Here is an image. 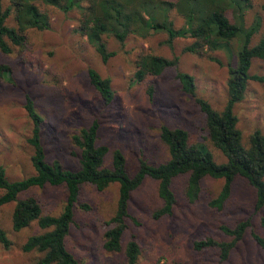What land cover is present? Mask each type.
I'll return each mask as SVG.
<instances>
[{
    "label": "rangeland",
    "instance_id": "374dc122",
    "mask_svg": "<svg viewBox=\"0 0 264 264\" xmlns=\"http://www.w3.org/2000/svg\"><path fill=\"white\" fill-rule=\"evenodd\" d=\"M264 0H254L249 11L248 23L257 15L263 18L259 34L264 33ZM10 0H3L4 7ZM51 18V27L45 30H28L30 45L20 50L13 46L11 53L0 50V62L13 65L12 81L0 77V164L4 165L12 180L33 174L30 161L32 149L27 142L31 121L25 110V101L31 97L44 118L43 142L47 160H60L64 166L78 169L80 149L73 141V134L92 121L100 123V143L124 152L128 171L134 175L140 159L159 164L169 158L167 146L160 139L163 124L183 126L191 131L192 139L204 142L217 162L226 157L217 149L203 130L204 114L194 96L187 94L177 78V70L188 72L195 78L199 97L209 101L218 111L224 109L229 98V68L237 63L240 38L233 40L231 50L209 51L207 54L184 51L193 38L177 37L171 47L168 33L155 32L148 37L130 35L124 43L111 35L104 37L111 56L104 61L87 40L75 32L77 12L64 13L45 4L37 3ZM230 17L232 14L229 13ZM170 17L176 28L186 26L184 17L173 9ZM16 25L13 16L8 19ZM257 35L256 42L260 35ZM157 54L167 58L179 57L177 68L168 67L159 76L149 75L144 81L135 80L138 61L142 56ZM214 56L217 60L210 58ZM97 69L109 77L115 91L114 100L107 104L90 83L89 68ZM250 72L264 74V62L254 59ZM154 87L153 96L149 87ZM235 114L238 126L245 137L255 130L264 133V82L250 80L243 99L236 103ZM104 165L112 166V153L105 157ZM189 175L174 179L173 189L177 194L174 214L155 218L154 211L162 204L158 194V181L146 177L132 194L130 212L138 220H129L123 239L125 244L136 237L142 249L140 264H264V250L256 242L254 234L264 236V207L256 210V189L247 179L237 176L230 197L222 209L209 205L224 184L223 179L207 177L202 183L201 198L191 203L185 197ZM119 184L113 183L105 190L92 184L82 187L79 204L70 235L69 249L75 254L77 264H125L124 252L105 248V232L108 220L117 207ZM36 195L45 211L58 215L67 198L65 185L33 188L21 195ZM14 203L0 208V222L7 230L12 245L5 248L0 243V264H39L41 254L26 252L23 245L27 238L39 232L36 223L21 230L12 227ZM249 220L246 229L232 250L228 260L219 259L216 248H195V242L212 237L216 240H231L219 226L234 227Z\"/></svg>",
    "mask_w": 264,
    "mask_h": 264
},
{
    "label": "trees",
    "instance_id": "16d2710c",
    "mask_svg": "<svg viewBox=\"0 0 264 264\" xmlns=\"http://www.w3.org/2000/svg\"><path fill=\"white\" fill-rule=\"evenodd\" d=\"M38 2L64 13L77 12L75 32L79 38H85L104 61L111 56L104 39L106 35L124 43L130 35L148 37L155 32L165 31L168 33L166 42L171 47L175 38L189 35L193 41L184 51L200 54L218 50L229 52L233 40L239 38L241 47L237 53V63L229 68V98L221 111L197 95L193 75L177 70L182 89L195 97L205 116L203 130L212 144L226 157V161L220 163L204 142L192 139L188 128L163 124L159 134L167 146L168 160L152 164L142 158L136 173L130 175L122 149H112L108 144L98 141V120L73 134V141L80 149L78 169L68 168L60 160L50 163L43 142L44 118L34 100L28 96L24 105L31 121L27 142L32 149L30 161L35 172L12 180L8 177L6 167L0 164V208L10 203L15 204L12 212L13 230L21 231L33 223L39 228V232L27 238L23 245L24 251L39 252V264L78 263L67 245V239L77 208H89L87 204L80 202L77 205L85 184H92L98 190H105L113 183L119 184L117 207L107 222L109 227L105 232L104 246L109 251H123L125 264H140L142 249L137 238L131 237L125 246L123 239L129 227L128 221L138 223L130 212V202L133 192L146 177L158 181V194L162 204L154 211L155 218L174 214L177 194L173 189V182L182 174L189 175L185 197L191 203L201 198L205 178L223 179L224 184L219 194L209 202L211 207L222 209L231 195L236 177L242 176L256 189V210L264 207V133L255 130L245 137L234 111L236 103L243 99L250 80L264 82V74L250 72L254 59L264 62V33L259 34L263 18L257 15L248 23V14L254 7V0H10L7 7L0 0V50L3 53H11L13 46L20 50L26 49L30 45L28 30H45L51 27L49 14L39 8ZM261 8L264 13V2ZM173 9L184 17L185 27L174 26L170 17ZM10 16L14 17L16 25L8 23ZM258 34V40L254 42ZM210 58L217 60L211 55ZM178 63V56L167 58L157 54L144 55L138 61L135 80L141 82L149 75L159 76L168 67L177 68ZM13 74V65L1 61L0 77L12 81ZM88 77L105 103H111L115 98L111 79L92 67L88 69ZM153 93L154 87L150 86L149 94L153 96ZM109 152L112 153L111 167L104 165ZM46 185H65L67 188V198L58 215L45 211L42 200L36 195L21 197L33 188ZM262 224L264 225V217ZM249 226V220L241 221L234 227L222 224L219 229L232 237L231 240L207 237L197 240L195 248H216L219 250V259L226 261ZM254 238L264 250V236L255 233ZM0 243L5 248L12 245L1 222Z\"/></svg>",
    "mask_w": 264,
    "mask_h": 264
}]
</instances>
